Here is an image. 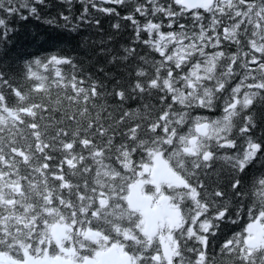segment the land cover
<instances>
[{
    "label": "snow or ice",
    "instance_id": "snow-or-ice-1",
    "mask_svg": "<svg viewBox=\"0 0 264 264\" xmlns=\"http://www.w3.org/2000/svg\"><path fill=\"white\" fill-rule=\"evenodd\" d=\"M0 264H264V0H0Z\"/></svg>",
    "mask_w": 264,
    "mask_h": 264
},
{
    "label": "trees",
    "instance_id": "trees-1",
    "mask_svg": "<svg viewBox=\"0 0 264 264\" xmlns=\"http://www.w3.org/2000/svg\"><path fill=\"white\" fill-rule=\"evenodd\" d=\"M76 2L78 3L79 0H76ZM108 23L109 22L107 20L104 22L105 28L108 27ZM131 41H132V29H131V27L128 26V25L122 26L121 32L119 33V35L117 37V45L118 44H126V43H129ZM109 46L111 47L112 45H109ZM136 47H137L138 55H148L150 53V50L145 48V47H143L142 44H140L139 42H136ZM97 75H100V74H97ZM58 96H59V93L54 88L52 90V99H53V101H55ZM63 103H64L65 106L67 105V101L66 100ZM218 114L219 113H212V115H218ZM232 230L236 231V230H238V228H233ZM211 254L212 253H210V255ZM217 259L219 260V257H217Z\"/></svg>",
    "mask_w": 264,
    "mask_h": 264
}]
</instances>
